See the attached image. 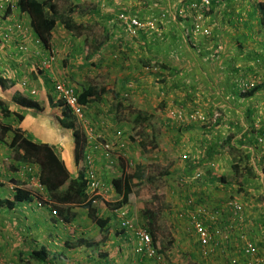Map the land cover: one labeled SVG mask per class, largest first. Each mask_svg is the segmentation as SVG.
I'll return each instance as SVG.
<instances>
[{"label":"crops","instance_id":"crops-1","mask_svg":"<svg viewBox=\"0 0 264 264\" xmlns=\"http://www.w3.org/2000/svg\"><path fill=\"white\" fill-rule=\"evenodd\" d=\"M53 1L63 15L71 11L74 20L83 24L85 29L78 36L58 24L51 40L56 63L53 68L48 67L49 69L34 68L36 61L41 57L36 55L35 49L38 46L34 48V42H30L29 57L34 61L31 66L28 64L31 63L29 59L25 60L27 62L8 61L6 50H11V45L8 42L4 43L3 40V42L0 41V77L7 82L6 88L0 85V98L10 105L12 112L24 116L21 122L13 120L12 126L21 128L32 141L50 145L64 161L70 172V178L78 179L80 167L75 162L74 131L63 127L60 123L63 106L55 92V83H65L78 90L81 89L80 91L89 86H105L109 92L103 95L101 100L93 101L85 106V117L89 120L88 123L104 119L105 122H102L101 126L105 125L106 134L121 142L123 146H126V150L135 147L136 143V147H142L139 143L141 140L147 142L141 138L138 139L134 127L128 130L127 123H117L118 120L127 118L131 120L128 126L134 125L136 114L140 112L152 115L147 119L148 122L163 118L166 122L164 128L155 132L154 135H160L159 148L166 147L165 153L173 152V155L166 154L171 159L167 158L169 162L165 169L160 167L163 171L160 173L161 179L169 184L168 196H173L168 201L174 204H170L169 207L173 206V211L177 213V219L173 218V227L169 230L172 231L173 236L175 229L180 234V240L170 241L169 245H175L176 248L190 247L191 238L197 243L195 237L187 230L188 219L179 217L180 211L185 209L189 211L186 201L192 197L215 215L214 220L210 221V227L217 238V249L210 257V262L221 252L225 253L217 256L215 262L213 259V264H230V259L233 257L243 258L244 255L240 249L242 235L264 249V203L257 204L254 200L249 205L247 197L234 198L244 206L240 219L236 218L226 206L227 200L233 194L230 191H232L233 183H236V180L232 179L236 173L233 170V157L222 147L229 136H233L232 143L237 146V142L244 144L248 142V137L243 134L249 127L257 128L260 121V116H257L259 113L262 114L263 119L259 126H264V75L260 77L259 73H262V70L258 69L261 58L264 56V46H256L257 35L247 31L244 20L255 0H233L232 5L236 6L234 18L242 23H238L237 27L224 25V28H219L214 25L216 15H209L205 22L213 31L210 30L209 36L194 32L192 24L194 15L187 8L194 0H109L106 7L101 0ZM59 4H64L67 11L61 8V5L59 7ZM123 10L142 19L159 20L160 30L157 33L129 34L117 18L118 12ZM74 14H77V17ZM238 16H242L241 19ZM11 20L14 25L21 24L27 31L31 27L29 14L22 13L19 9L14 10L11 16L4 18L3 24L7 25ZM4 31L5 29L2 33ZM29 35L35 37L33 33ZM258 39L263 38L258 36ZM44 53L49 56L50 51L43 49L42 54ZM98 75L100 77L97 78ZM107 77L109 79H106ZM24 79H28V87L20 84ZM94 81H97L96 84ZM251 81H257L256 84L262 85V89L255 96L239 97L244 84ZM132 84L134 89L131 91ZM33 91L36 93H32ZM128 92L130 94L126 96ZM18 94L40 102L42 109L18 105L14 101V96ZM106 106L111 111L110 115L103 114ZM180 107L186 108L188 113L203 112L208 115L209 122L179 126V120L172 117L170 111ZM118 108L120 110L117 112ZM252 109L256 112L254 117L250 118L248 113ZM212 111L217 112L220 118L213 126H210ZM114 118L117 121H114ZM2 123L8 122L2 120L0 124ZM114 131H117L116 135ZM12 136L13 134L9 132L0 141V161L2 157L8 159L10 147L4 146L5 139ZM250 145L254 147V150H251V146H246V149L251 151L253 169L256 174L259 173L257 180L264 183V175L258 170L259 162L264 158V151L254 143ZM216 150L221 152V155L214 154ZM120 151L122 152L121 148ZM184 155L187 156L185 159ZM13 162L14 165H10L12 171H9V178L5 177L0 184V200L13 198L4 194L7 189L4 185L19 182L21 179L19 175H23L18 172L21 170L18 168L23 165H17L14 160ZM105 163L100 156V173L103 179H108L113 170L110 172ZM162 164L165 163L162 162ZM14 166L17 167V171H14ZM37 169L34 167L36 174ZM198 169L204 173V181L191 182L194 171ZM143 171L144 179L132 181L136 185L131 195L134 199L138 193V186L144 180H149L150 170L145 171L143 168ZM165 172H167L166 175ZM220 177H224L228 184L221 182ZM148 184L152 185L151 182ZM251 186L256 185L248 181L243 188L251 192ZM34 200V202L19 203L13 209L0 206V239L7 241L5 243L7 248L20 245L21 249L29 247L30 250H38L44 247L50 252L48 264H138V261L143 262L139 256L133 254L132 246L127 247L126 241L122 244V240L126 239L123 230L121 234L114 233L112 228L111 231L109 230L113 247L108 245V240L104 243L101 230L100 236L90 238L85 228L92 219L88 216L87 208L80 204L70 203L76 217L72 222L65 223L59 214L53 213L54 201L51 207L48 205L38 207L36 204L38 199ZM134 201L136 203V200ZM128 205L131 209L134 206ZM138 205L140 208L141 205ZM83 212L84 218L79 219ZM19 217H22L23 222H19ZM28 219L32 222L28 223ZM16 222L18 224H15ZM19 224H27L26 230L30 231V235L25 233V229L20 230L22 237L15 234L18 231L15 225L19 226ZM71 225L80 226L84 234L67 244V240L63 242V236L66 234L65 229ZM94 225L99 228L96 223ZM17 239H20V242L17 243ZM81 239L84 241L79 244ZM119 243L123 245V248L121 246L117 252L114 248H117ZM196 246L200 254L198 243ZM163 247L164 250L168 245ZM122 252L123 256H121ZM190 253L192 255V252ZM28 261H31L29 255ZM147 264L151 262L148 261Z\"/></svg>","mask_w":264,"mask_h":264},{"label":"trees","instance_id":"trees-1","mask_svg":"<svg viewBox=\"0 0 264 264\" xmlns=\"http://www.w3.org/2000/svg\"><path fill=\"white\" fill-rule=\"evenodd\" d=\"M233 0H212V8L210 13L215 14V21L218 22L219 28H224V25H230L237 27L238 22L234 18L236 6L232 5ZM17 6L21 12L28 13L31 18V28L34 36L40 41L41 45L46 49H51V39L54 30L61 24L64 28L74 33L75 35H81L85 29L83 24L77 23L71 15V11L68 14L61 13L59 11L58 5L53 0H18ZM218 12V13H216ZM8 14L11 10L7 11ZM241 10H239V14ZM238 14V15H239ZM240 17V16H238ZM242 17V16H241ZM241 17L239 19H241ZM245 20V26L249 33L260 35L262 30H264V1L255 0L251 10L247 11V18ZM257 27H259L257 29ZM262 36V35H261ZM260 45L264 46V42H259ZM0 85L3 88L7 87L6 80L0 77ZM261 86H256L250 90L240 91L239 97L248 98L255 96L262 89ZM109 92V89L105 86L95 87L89 86L83 89L79 93V102L84 106H88L93 101H99L102 96ZM15 103L23 107L35 108L38 110L42 109V104L38 101L31 99L28 96L18 94L14 96ZM62 118L60 123L63 127L72 129L74 131L75 138V162L80 167L78 179H71L70 172L67 169L64 161L57 155L54 149L43 143H36L32 141L28 136L24 134V131L18 126H12V124H0V141H2L6 135L11 132L13 134L9 147L13 151V160L17 165H30L32 167H37L39 183L46 190L47 195L52 201L55 202L54 211L58 213L62 220L66 223L72 222L76 213L72 211V206L70 201L73 200L72 196H80L82 206L87 208L88 216L93 222L100 228L103 233V241L107 239L109 235V228H107L110 222L109 218H102L94 204V198H89L86 188L87 182L84 178L85 170L83 166V160L85 151L89 145L88 137L86 133L79 127L78 123L75 121V117L71 114V110L64 106L65 104L61 101ZM0 112L3 119L11 118L12 115L17 122H21L24 116L20 113L12 112L10 110V105L3 99L0 98ZM256 110H250L248 115L253 118ZM152 115L151 114H141L140 112L136 114L134 125L146 122ZM264 124V123H263ZM133 125V126H134ZM262 126V125H261ZM261 132L264 131V126L260 128ZM259 132L257 128H248L244 136L248 137V142L250 144H256L257 137L256 133ZM232 137H228L224 141L222 147L229 151L234 159L233 169L236 174H240L241 162L238 158L241 156L242 160L246 161L245 168H247V173L250 177L256 178L257 174L251 166L247 163L251 162V155L248 151L244 153L240 150L239 146L232 143ZM140 145L144 149L146 143L142 140L139 141ZM133 172H127L126 167L122 162V175L120 177L114 178L112 183L115 187L117 193H119L122 198L115 204L116 208H121L128 204L135 205V201L131 196L133 194L134 183L133 179H138L141 181L144 179V171L138 165L135 167ZM14 171H17V167H14ZM132 173V174H130ZM167 172H165V175ZM241 175V174H240ZM152 179L150 176L148 177ZM219 180L223 183L228 184L224 177H220ZM17 183V182H15ZM33 200L32 193L30 190L22 188L20 186L15 187L14 196L12 199L0 200V206H5L7 208L13 209L17 204L21 202ZM190 210V207H188ZM187 209L185 211L179 212V217L186 219L188 217ZM144 215H149L150 225L149 231L152 234L153 240L156 238L155 235V219L158 215L156 212L145 209L143 210ZM177 214V213H176ZM188 227V226H187ZM190 233V232H189ZM192 235V233H190ZM195 237V235H192ZM196 239V237H195ZM84 240H79V244H82ZM197 241V239H196ZM198 243V242H197ZM154 245L160 253L163 252L162 247L157 244L154 240ZM29 259L32 261H37L40 264H48L50 259V252L48 249L41 247L38 250H32L29 252Z\"/></svg>","mask_w":264,"mask_h":264},{"label":"rangeland","instance_id":"rangeland-1","mask_svg":"<svg viewBox=\"0 0 264 264\" xmlns=\"http://www.w3.org/2000/svg\"><path fill=\"white\" fill-rule=\"evenodd\" d=\"M65 3L69 4L68 2H65ZM60 5H61V8L63 7V9L65 10L66 7L64 6V4H59V7H60ZM59 11L61 12V9H59ZM65 11H67V10H65ZM74 15L77 17V14H74ZM2 18L4 19L5 17H2ZM205 22H206V20H205ZM4 27H8V25H4L3 20L0 19V29L2 28V30H3ZM258 28L259 27H257V29ZM258 36H260V38H263V39L259 40ZM256 37H257V39L255 40V43H256V46H258V45H260L259 42H264V30H262V33H260V35H257ZM2 39H3V37L0 38V41H2ZM13 41H15V39L8 42V44H10L11 48H12L11 50H6L8 52V55H7L8 61L11 60L13 62H18V61L23 62L25 60L28 61V59H29V61H31V63H28V64H30L32 66V63L34 61H32L30 59V57L21 58L17 54V50H16L17 41L16 42H13ZM263 49H264V47H263ZM246 52H248V51H246ZM258 53H260L259 50H258ZM46 57H47V53L42 54L40 59L38 61H36V67H34V68H36V69L37 68L47 69L46 67H42V65H41L42 60H44ZM27 61H25V62H27ZM54 63H56V59L51 64L50 68L54 67V65H55ZM258 69L262 70V73H259V76L261 77L262 75H264V56L261 58L260 66ZM98 77H100V75H98L97 78ZM106 79H109V77H107ZM24 80H28V79H24ZM94 82L96 84L97 81H94ZM55 85H56V83H55ZM74 89L78 93L81 92L80 91L81 89L78 90V88H75V87H74ZM55 92H56V90H55ZM124 98L127 99L128 97H124ZM105 108L106 109L103 111V114L106 113V115H110L111 111L108 109V106H106ZM119 110H120V108H118L117 112ZM214 112L215 111H212L210 113V125L211 126H213L212 117L215 114H218L217 112H215V113ZM257 116H260V121L261 120L263 121L262 114L260 115V113H259ZM2 120H3V122L7 121L8 122L7 124H9V123L14 124L12 121L13 120L15 121L14 117L8 118V119H3L1 112H0V121L2 122ZM85 120L89 121L87 119V117H85ZM75 121L78 123L79 127H81L85 133L90 132L92 129L94 132H96V134L104 133L105 136L107 137L106 132H105V129H106L105 125L103 124V127L101 126L102 122H105L104 119L99 120L98 122L88 123L87 129H85V124L81 125V122L77 118H75ZM114 121H117L116 118H114ZM130 121H131L130 119L124 118V120H118L117 123H122V122L127 123L126 127L128 130L131 129V127H134L137 131L136 135L138 136V139L141 138L147 142L146 147L144 149L142 147H136V145H137V143H136L135 147H133L132 149L128 148V150H126V147H125V148H123L124 151L122 150V152L121 151L118 152L117 150L114 151V154L118 155L117 160H116L117 169L114 172H112V170H111L110 171V172H112L111 175L109 176L108 179H106V182H105L106 185L105 186L108 190V194L105 195L104 197H101L98 204H96V208H97L99 215L102 218H105V219L109 218L110 219V222L108 223V228L110 227V225L112 227H110L109 230L112 228L115 231L114 233L121 234L122 229L120 226V218L118 216L120 210L118 211L119 208H116L115 204H117V202L121 200L122 196L116 192V190L112 184V180H113V178H117V176L122 175V171H121L122 170V162L125 165L127 172H133L137 165L139 167H141L142 170H143V168L145 171H146V169L150 170L149 176L152 175L151 176L152 179L150 180V178H148L149 180H144V182H142L138 186V193L136 194L135 199L133 198V200H136V203H134L135 205L133 206V208L131 209V206H129V205L127 207H126V205L123 206V207H125L124 209L128 210V217L132 221L139 224L140 226H143V227L149 229L150 225L148 224V222H149L150 217H149V215H144L143 210L148 209V210L156 212L158 217H157V219H155V235H156V238H154V240H155V242H157V244H159L160 247H163L164 245H168V247H166L162 253L164 254V256L167 259V262L169 264H213L212 260L217 258V256L224 254L225 252H223V253L221 252L216 257H213L211 262H210L209 258H204L201 254H198V249L196 246L197 243L192 238H191V244L193 246L191 245L190 247L176 248L175 245H169L170 241L175 240L177 242L178 240H180V237H179L180 234L175 229L174 230V236H173L172 231L169 230V228L173 227L172 224L176 218V212L173 211V206L169 207L170 204L171 205L174 204L171 201H168L170 198H173V196L172 197L168 196L167 186H169V184L164 182L160 176V173L163 172L162 169H160V167H163V169H165V166L169 162L167 158L171 159L166 154L170 153V155H173V152L168 151L165 153L164 149L166 147L159 148L160 135H154L155 132H158L161 128H164V124H166V122L164 121V118L162 120H158V121H150V122L147 121V122H143V123H140V124H137L134 126L133 125L128 126V123H130ZM260 121H258L259 124H257V126H256L257 129L260 127L259 126L261 124ZM249 128H251V127H249ZM119 131L122 132L121 130H119ZM258 131H260V130H258ZM116 132L117 131H114V134H116ZM10 139L11 138H8V137H7V139H5V145L4 146L9 145ZM237 144H238L240 150H242L244 153H246V151H248L246 149V146H251L252 147L251 150H254V147L252 145H250L249 142H246L245 144L243 142H237ZM261 150L264 151V146L261 148ZM9 151H10V153L8 155L9 160L6 159L5 157H2V160L0 161V184H2L5 177L9 178V171H12L10 165H14L13 151L10 148H9ZM227 152H229V151H227ZM248 152L251 153V151H248ZM175 154H177V153H175ZM214 154H217V155L220 154L221 155V152L216 150V151H214ZM180 156L182 157L183 153ZM239 157H240V158H238L239 161H242L241 162V169H240L241 175L236 174L234 177H232V179L236 180V183H233V185L231 186L232 191H230V192H233V194L231 195V198L237 199V197L238 198H242V197L246 198L247 197L249 200V201L247 200L249 202V205H251L254 202V200L257 204L258 203H264V183L259 182L257 180L258 179L257 176H259V173L257 174L256 178L250 177L247 173V168H245L246 161L242 160L241 156H239ZM144 162H146V163H144ZM162 162H164L165 164L163 165ZM232 162H234L233 158H232ZM251 162H252V160H251ZM251 162H248L247 165L251 166L250 168H253ZM225 164H227V163L225 162ZM212 168H214V167H212ZM18 170H20L18 172L22 173L24 171V168L19 167ZM258 170L260 172H262V174L264 175V158L259 162ZM19 177L21 178V179H19L20 183L18 181L17 182L20 186H23L27 190H30L31 192H33L34 195H38V198L41 197V198H39L40 201L43 200V198H47L46 191L44 189H42L39 186V184H37V180H36V183H34V184L32 183L33 182V181H31L32 174L27 173L25 175H19ZM146 181L148 183L151 182L152 185H149ZM248 181H249V183H252V185H256L254 187L251 186V188H252L251 192H247L243 188V186H245L246 182H248ZM238 185H239V187H237ZM4 187H7L4 194H8L10 196H13L15 184L12 183V184H8V185H4ZM72 198H73V200L70 201L71 203H77L80 205L82 204L80 201V199H81L80 196H72ZM138 204L141 205L140 208H139ZM29 217L32 220H35L31 216H29ZM78 218L83 219L84 218V212ZM173 218H174V220H173ZM19 222H23L22 217H19ZM27 222L30 223L32 221L30 219H28ZM94 223L95 222L91 221V223L85 228L88 231V233L90 234V238H93V239H94V237L100 236V234H99L100 229L97 228L94 225ZM15 224H18V222H16ZM26 225L27 224H21V225L19 224V226L15 225L16 229L18 230L15 234H19V237H22L23 235H20V233H22V231H20V230L21 229L26 230ZM62 225L64 226V223H62ZM34 230H36V228H34ZM65 232H66V234L63 236V242H65L67 240V244H69L71 242V240H74V239L77 240L81 234H84L83 233L84 231L81 230L80 226L76 227L73 225H71V227H67V229H65ZM25 233L27 235H30L29 230L28 231L26 230ZM102 235H103V233H102ZM93 239H90V240H93ZM106 240H108L107 242H109L108 245L110 247L114 246V244L111 243L112 238H110L109 235L107 236V239L104 240V243ZM123 241H125V240H122V244H123ZM6 242L7 241H4V239L3 240L0 239V243H2L0 245V264H39L37 261L36 262L32 261V260L28 261L29 252L32 251V250H30L29 247H23L21 249V246L18 245L15 248L13 246H12L13 248H10V247L7 248V246H5ZM18 242H20V239H17V243ZM126 244H127L126 245L127 247L131 246V244L128 242V240H126ZM1 246H3V247H1ZM64 247L68 248L66 245H64ZM120 247L123 248V245H121L119 243L118 247L114 248V249L117 250V252H118L120 250ZM132 252H133V254L136 255V253L133 250H132ZM190 252H192V255ZM194 253H196V255H194ZM125 254H126V252H125ZM121 256H123V252H122ZM119 259H121V258L119 257ZM143 261L144 262L138 261V264H144V263L147 264V262H148L145 260H143ZM215 261H216V259L214 260V262Z\"/></svg>","mask_w":264,"mask_h":264},{"label":"built area","instance_id":"built-area-1","mask_svg":"<svg viewBox=\"0 0 264 264\" xmlns=\"http://www.w3.org/2000/svg\"><path fill=\"white\" fill-rule=\"evenodd\" d=\"M107 1L108 0H101L104 7H106L105 4ZM8 7L15 8L13 0H0L1 15ZM187 8L194 15L193 29L195 34L200 33L206 36L211 35L212 29L205 24V20L210 14L212 0H194ZM117 18L123 26H125L124 28L126 31L131 35H135L137 32L157 33L160 30V22L155 18L142 19L138 16L128 14L125 10L119 11ZM17 29H20V25H17ZM10 35V33H5V39L7 40ZM27 49L26 45H21L19 47V50L25 54L28 52ZM53 59L54 58L52 56L50 61L44 64L49 67L50 62ZM22 85L24 87L27 86V82L23 81ZM254 86L255 84L253 82H246L243 90L250 89ZM56 92L58 99L65 104L64 106L71 110V114L81 122V125L85 124V129H87L88 122L85 120L84 105L79 102V94L76 92L74 87L65 83H58L56 84ZM32 93L35 92L33 91ZM171 114L172 117H176L182 123L209 122L208 116L200 111L185 114L183 111L177 110L172 111ZM218 118L219 115L215 114L213 121L216 122ZM86 134L89 141V146L87 148L88 151H86L85 156L84 174V178L87 182V193L92 197L105 196L108 194V190L97 165V154L100 153L110 165H114V150L116 149L117 143L108 140L103 133L96 134V132L92 129L90 132H86ZM256 137L258 145L263 146L264 132L259 133ZM118 143L119 147L123 146L121 142ZM186 157L187 156L184 155V159ZM203 180V172L199 169L194 171L191 177V182L197 181L200 183ZM94 203H97V200H94ZM186 203L187 206L190 207L189 212H187V230L195 235L199 246V253L204 258L210 259V257L215 254L217 249V238L210 227V221L214 220L215 215L210 213L205 205L198 204L192 197H189ZM226 206L234 213L236 218H242L244 211L242 203L230 198L227 200ZM119 210L120 212L118 216L120 218L121 229H123L124 232L123 235L126 238L125 241L128 240L136 255L139 256L142 261H150L151 264H169L165 256L155 247L154 240L149 229L132 221L128 217V210L124 208H120L118 211ZM240 249L244 257H233L230 259V264H264V249L260 248L255 242L245 235L240 237Z\"/></svg>","mask_w":264,"mask_h":264},{"label":"clouds","instance_id":"clouds-1","mask_svg":"<svg viewBox=\"0 0 264 264\" xmlns=\"http://www.w3.org/2000/svg\"><path fill=\"white\" fill-rule=\"evenodd\" d=\"M17 1L18 0H13V2L15 3V8H12V7H8V8H6V10L4 11V13L1 15L0 14V19L1 20H3L4 21V19L2 18V17H8V16H11L12 14H13V11L14 10H16V9H19L18 8V6H17ZM109 1V0H108ZM108 1H107V3H108ZM106 5V4H105ZM8 10H11V13L10 14H8L7 13V11ZM21 12V11H20ZM22 13H25V12H22ZM28 14V13H27ZM209 15H212V13H210ZM208 15V16H209ZM207 16V17H208ZM12 18H13V16H12ZM207 19V18H206ZM160 22V21H159ZM192 24H193V22H192ZM8 27H4L3 29H5V31L2 33V28L0 29V38L1 37H3V41L4 42H10L11 40H14L15 39V41H17V48H16V50H17V54L21 57V58H28L30 55V42H35V43H33V45H34V48H35V46H38V48L37 49H35V52H36V55H41L42 56V51H43V49L44 50H46L42 45H41V43H40V41L36 38V37H33V39L34 40H32V37H30V33H33V31H32V28L30 27L29 28V30L27 31L26 30V28H24L23 26H21V24H17V25H20V29H17V25L15 24L14 25V22H13V20H11L8 24ZM214 25H216V26H218L219 27V24H218V22L217 21H214ZM213 32V31H212ZM5 33H10L11 35H10V37L6 40L5 39V36H4V34ZM155 33V32H154ZM29 40V41H28ZM52 40V39H51ZM21 45H26L27 46V53L25 54V53H22L20 50H19V47L21 46ZM48 51H50V54H49V56L47 55V57L44 59V60H42V63H41V65H42V67H46V68H48L47 66L48 65H46V64H44V63H46V62H49L50 61V59H51V57L53 56V60H51V62H50V66H51V64L55 61V59H56V55H55V53H52V41H51V49H49ZM49 66V67H50ZM24 81H26L27 82V80H24ZM251 82H253L254 84H255V86L254 87H252V88H255L256 86H258L256 83H257V81H251ZM20 84H22V82H20ZM68 85V84H67ZM25 87H28V83H27V86H25ZM130 88H131V91L134 89V85L132 84L131 86H130ZM252 88H250V89H252ZM250 89H247V90H250ZM55 90H56V85H55ZM243 91H246V90H243ZM35 92V91H34ZM18 93H20V92H18ZM36 93V92H35ZM78 93V92H77ZM79 94V93H78ZM129 94H130V92H128V93H126L125 95L126 96H129ZM84 109H85V106H84ZM177 110H180V111H183L185 114H189V113H191V112H189L188 113V111H186L187 109L186 108H182V107H180V108H177ZM177 110H175V111H177ZM170 112H172V111H170ZM194 112V111H193ZM203 113V112H202ZM172 115V114H171ZM219 115V114H218ZM208 116V115H207ZM215 116V115H214ZM213 116V117H214ZM213 117H212V124L214 125L218 120H219V118H220V115H219V118H218V120L216 121V122H214L213 121ZM208 120H209V117H208ZM180 122V121H179ZM208 123V122H207ZM207 123H200V124H207ZM187 124H190V125H192V124H199V123H182V122H180V125L179 126H183V125H187ZM211 126V125H210ZM258 130H260V127L258 128ZM262 132H264V131H262ZM261 132V130L259 131V132H257L256 133V136L259 134V133H262ZM104 134V133H103ZM87 135V134H86ZM105 135V134H104ZM107 135V134H106ZM116 135V134H115ZM244 135V134H243ZM106 137V136H105ZM108 140H110V141H114L115 143H117V146H116V149L115 150H117L118 152H120V148L123 150V148H125L126 146H122V147H119V143H118V140L117 139H114V138H111V137H109L108 135H107V137H106ZM256 145L258 146V148H262L263 146H260V145H258V143L256 142ZM89 146V145H88ZM88 148V147H87ZM114 150V151H115ZM86 151H88V149L86 150ZM86 151H85V155H84V160H83V166H84V170H85V156H86ZM115 155V162H114V165H110L108 162H107V160L100 154V153H98L97 154V165H98V168H99V159H100V156H101V159H102V161H105L106 163V165L109 167V169H110V171L111 170H113V172L117 169V163H116V160H117V156L118 155H116V154H114ZM15 167V166H14ZM22 167V166H21ZM22 168H24V171L22 172L23 173V175H25V174H32V178H31V181H33L32 183L34 184V183H36V180H37V184H39V186L42 188V189H44L43 187H42V185L39 183V178H38V173L36 174V172L34 171V167H32V166H30V165H23V167ZM31 170V171H30ZM99 170H100V168H99ZM101 171V170H100ZM101 174V173H100ZM204 174V173H203ZM114 179V178H113ZM106 179H104V181H105ZM113 181V180H112ZM204 181V180H203ZM15 182H17V181H15ZM15 182H13L14 184H15V187L18 185V186H20L19 184H18V182L17 183H15ZM113 184V183H112ZM20 187H22V188H24L23 186H20ZM115 188V187H114ZM26 189V188H25ZM45 190V189H44ZM46 191V190H45ZM14 192H15V188H14ZM31 192V191H30ZM86 192H87V188H86ZM117 192V191H116ZM32 193V196H33V200H32V202H34L35 200L34 199H38V200H36V204H37V206L38 207H43V206H45V205H48V206H50L51 207V205L53 204V201L50 199V197L48 196V195H46L47 196V198H43V200H39V198H41V197H39L38 198V195H34L33 194V192H31ZM88 194V193H87ZM14 196V195H13ZM88 196H89V198H94V200H97V203H94L95 205L96 204H98V202L100 201V199H101V197H104V196H96V197H92V196H90L89 194H88ZM233 199V198H232ZM26 202H29V201H26ZM94 202V201H93ZM22 203V202H21ZM81 206H82V204H81ZM121 208H125V207H121ZM120 209V208H119ZM53 213L54 214H58V213H55V211H53ZM62 219V218H61ZM66 223V222H65ZM123 230V229H122ZM161 254H163V253H161ZM164 255V254H163Z\"/></svg>","mask_w":264,"mask_h":264}]
</instances>
